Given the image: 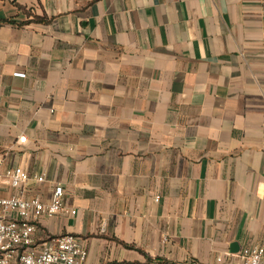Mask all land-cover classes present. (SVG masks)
<instances>
[{
  "label": "crops",
  "instance_id": "0c3cea01",
  "mask_svg": "<svg viewBox=\"0 0 264 264\" xmlns=\"http://www.w3.org/2000/svg\"><path fill=\"white\" fill-rule=\"evenodd\" d=\"M0 160L83 264L264 248V0H0Z\"/></svg>",
  "mask_w": 264,
  "mask_h": 264
},
{
  "label": "built area",
  "instance_id": "2783aa9c",
  "mask_svg": "<svg viewBox=\"0 0 264 264\" xmlns=\"http://www.w3.org/2000/svg\"><path fill=\"white\" fill-rule=\"evenodd\" d=\"M20 142L25 141L21 138ZM31 180L41 183L43 176H31L24 168L3 170L0 160V184L11 189L27 185ZM64 190L57 186L49 202L40 197L20 195L0 196V264H83L88 252L74 235L47 237L40 246L34 234L38 222L44 217L58 214H76L63 202ZM233 264H264V248L248 246L237 254H229ZM222 258H218L221 262Z\"/></svg>",
  "mask_w": 264,
  "mask_h": 264
},
{
  "label": "trees",
  "instance_id": "16d2710c",
  "mask_svg": "<svg viewBox=\"0 0 264 264\" xmlns=\"http://www.w3.org/2000/svg\"><path fill=\"white\" fill-rule=\"evenodd\" d=\"M18 7H20V6H18ZM21 8V7H20Z\"/></svg>",
  "mask_w": 264,
  "mask_h": 264
},
{
  "label": "water",
  "instance_id": "95a60500",
  "mask_svg": "<svg viewBox=\"0 0 264 264\" xmlns=\"http://www.w3.org/2000/svg\"><path fill=\"white\" fill-rule=\"evenodd\" d=\"M233 247H235V246L233 245Z\"/></svg>",
  "mask_w": 264,
  "mask_h": 264
}]
</instances>
